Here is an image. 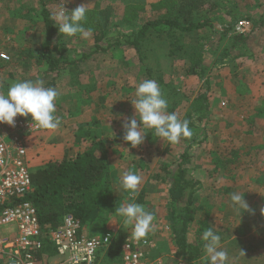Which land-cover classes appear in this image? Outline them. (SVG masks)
I'll use <instances>...</instances> for the list:
<instances>
[{
	"label": "rangeland",
	"instance_id": "obj_1",
	"mask_svg": "<svg viewBox=\"0 0 264 264\" xmlns=\"http://www.w3.org/2000/svg\"><path fill=\"white\" fill-rule=\"evenodd\" d=\"M206 1H208L207 7H205ZM202 2L204 3L201 8L202 16H195L194 20L202 22L207 19L214 28L206 27L186 34L165 30L160 35H156L154 32L143 41L138 51L123 44L112 46L105 53L88 56L75 67L73 72L65 70L54 76L44 73L43 64L37 65L25 57L26 51L40 48L43 41L44 31L38 13L37 0H0V52L9 58L8 62L0 61V91L7 92L8 85L14 81H35L37 78H42L46 86L48 82L57 79L58 83H56L61 93L68 82L72 84L71 88L77 105L85 107L99 104L103 115L110 114L108 112L110 109L115 111L116 115L112 114L115 117L123 119L126 116L125 118L128 119L135 115L130 102L135 99L134 91L138 83L144 79L156 80L160 76L166 85L160 89L168 101V111L175 112L181 119L189 120L193 136L187 143L179 142L171 145L168 142L157 141L156 136L151 134V130H147L142 145L136 148L130 146L128 150L125 149L127 152L117 150L118 154L114 160L118 164L112 166L113 170L109 169L112 174H117L114 178L116 180L113 188L114 199L121 202V205L129 199L132 194L123 192L119 188V179L129 170L137 171L142 180L135 193V202L153 211L156 216L155 231L147 238L157 243L162 251L163 245L173 244L174 246L166 214L167 202L164 198L167 187L161 185L162 187L159 188L157 175H163L168 168L172 169L171 162L194 141L188 149L190 162L187 167L195 179L200 178L203 172L205 175L210 173L207 175L210 176L209 184L206 186L207 191L196 194L198 197L196 200L210 201L209 205L207 204L210 214L202 217L200 213L202 208L196 210L193 207L196 211V221L202 220L204 226L201 232L194 236L198 227L193 225V231L189 234L190 241L194 242L199 236L197 239L201 243L203 252L202 233L209 226L215 227L220 231L222 247L227 252L234 245L239 251L253 255L251 256L253 259L264 264V215L260 213L261 217L259 216L260 210L264 208V112L259 111V108L255 109V107L264 105L261 104V102L264 103V95L254 93L257 89L264 88V0H204ZM142 3H144L142 0H55L52 5H48V10L55 17L61 9L65 8L66 11L71 12L81 4L88 5L85 27L90 28L91 33L89 35L77 34L73 37L65 36L68 48L73 51L71 56L77 59L81 53L88 54L93 50L92 35L102 21L107 20L111 25L118 23L121 25L117 29L114 26L110 28L101 44L105 47L106 43H112L119 35H127L146 20L158 17L152 14L145 16L148 11H144ZM127 9L131 17L136 16L133 23L123 22ZM65 14L70 15V13ZM241 19L249 21L252 29L253 25L255 26L254 32L250 31L246 35H241L246 38L244 44L234 41L237 35L234 34L233 27ZM225 27H228V30L222 36ZM81 41L82 43L90 42L91 45L89 44L88 48L80 44ZM178 49L181 50L178 51ZM197 53H201L202 74L198 72L193 74L189 70L190 57ZM62 74L68 76L69 79L66 77L63 79ZM205 83H209L212 88L219 86L220 89H224L226 87L229 96L223 94L215 96L210 91L207 95V104H209V99L215 100L212 102L213 108L210 107V112L208 111L210 119L198 120L199 114L191 110L195 109L194 101L197 92L205 90ZM92 89L99 91L93 94ZM57 102L59 101L55 104ZM216 104L219 105L218 109H214ZM58 107L60 112L57 116L61 120L63 117L61 106ZM255 121L256 124H254ZM82 124L86 123L82 122ZM77 134L80 133L77 132L74 136ZM87 138L81 139L86 140ZM56 139L59 140L54 137L52 141L55 142ZM156 141L157 143L154 144ZM68 145L70 146L69 142L65 144V147ZM151 147L156 148L154 150ZM164 147L169 151L163 153ZM233 151H237L236 155H238L233 165L236 170L232 167L225 169L215 167L218 158L230 159L233 157ZM27 153L30 172L48 163L47 155L44 157L40 148L31 142L28 144ZM71 153L72 157L77 154L72 150ZM57 158L60 159L61 155ZM106 162L108 163L107 160ZM153 179L157 184L151 189L148 187L149 191H140L143 185L149 184ZM230 186L233 189L231 193L238 190L237 187L241 192L243 187L245 188L243 190L244 199L247 200L246 203L251 211L243 215L241 213V218L244 219L243 224L250 228L259 222L257 217L261 219L262 228L256 231L258 237H250L249 241L250 248L257 249L259 246L256 250L257 256L253 252L250 253L248 244L241 243L244 238L238 236V233L244 229L242 224L232 230L234 222L231 223V219L233 216L237 218L240 215L235 214L229 205L228 197L231 193L223 192V188ZM233 186L236 188L234 189ZM223 200L225 202L228 200V202L222 206ZM199 203L202 207L203 203ZM258 204H261L262 208H258ZM111 227L118 229L115 234L118 244L131 236L130 229H125L121 218L116 215L106 217L102 231L97 234L104 233ZM233 235L235 240L231 241ZM161 252L158 251L160 256ZM171 259L168 257L166 264H189V261L182 260L179 255H174ZM243 260L247 263L253 261L250 256L245 259L241 255L240 261L243 262Z\"/></svg>",
	"mask_w": 264,
	"mask_h": 264
},
{
	"label": "trees",
	"instance_id": "obj_2",
	"mask_svg": "<svg viewBox=\"0 0 264 264\" xmlns=\"http://www.w3.org/2000/svg\"><path fill=\"white\" fill-rule=\"evenodd\" d=\"M37 2L44 31L43 42L40 48L26 51L25 57L37 65L43 64L46 75L56 76L65 70L73 72L75 67L86 60L88 56L105 53L112 46L123 44L138 51L143 41L154 32L156 35H160L165 30L186 34L206 27L214 28L213 24L207 20L202 22L194 20V17L200 16L201 13L199 11L200 7L194 5V0H179L176 4L178 9L175 12L168 8L165 15L154 20H146L127 35H119L112 43H106L105 47L101 44L108 35L110 28L114 26L117 29L121 25L119 23L111 25L107 20L102 21L101 25L98 24L97 31L92 35L93 50L88 54L81 53L77 59H74L71 56L73 51L68 48L65 42V35L59 34L56 27L57 22L48 10V5H52L55 0H37ZM199 5L201 6V2ZM161 6L164 5L161 4ZM130 15L131 13H128L127 9L123 19L125 24L133 23L132 21L136 16L131 17ZM254 28L253 25L251 32H254ZM227 30L228 27L223 29L222 36L226 34ZM245 40L246 38L241 35H237L234 39L238 44H244ZM180 50L178 49V51ZM191 56L190 72L202 74L201 53ZM156 81L160 88L166 86L160 76ZM53 84L54 81H50L46 86L53 87ZM205 84L208 86L207 83ZM194 103L195 109L191 111L199 114L198 120H201V118L209 119L207 91L197 95ZM87 136L88 134H80L76 138L79 141V139ZM156 139L159 141L157 137ZM181 141L189 142V140ZM160 142L163 141L160 140ZM105 143L104 140H93L87 148L73 157H68L66 153L60 159L48 162L42 168L31 173L32 192L26 199L33 204L37 211L43 235L57 228L67 214L77 219L81 227H86L90 236L98 235L97 233L103 229L105 218L113 215L115 208L121 206V202L113 197L116 174L110 172L106 162ZM192 144H194V141L185 148L177 160L172 162V169L168 168L164 173L163 182L168 186L166 214L173 243L182 260L189 261V264L192 262L193 264H207L206 261L201 262L203 252L201 243L197 239L199 236L194 242L190 241L189 236L190 232L193 231L194 224L198 227L194 236L200 233L204 226L202 220L196 221V211L193 208V196L199 183L190 178L187 167L190 162L188 149ZM97 152L99 156L96 155ZM236 154L237 151H233V157L226 160L218 158L215 167L218 169L232 167L233 170H236L233 166L236 159H238ZM45 251L52 254V250L46 242ZM104 264H120L119 250L116 246L107 252Z\"/></svg>",
	"mask_w": 264,
	"mask_h": 264
},
{
	"label": "built area",
	"instance_id": "obj_3",
	"mask_svg": "<svg viewBox=\"0 0 264 264\" xmlns=\"http://www.w3.org/2000/svg\"><path fill=\"white\" fill-rule=\"evenodd\" d=\"M251 28L249 21L241 19L233 30L236 35H246ZM0 61L9 58L0 52ZM29 121L30 117L17 116L14 126L0 124V264H104L114 246L120 264H163L149 238L138 241L130 236L118 244L117 227L90 236L70 214L43 235L37 211L26 199L32 192L26 140L44 130L30 126ZM45 242L52 254L45 251Z\"/></svg>",
	"mask_w": 264,
	"mask_h": 264
},
{
	"label": "clouds",
	"instance_id": "obj_4",
	"mask_svg": "<svg viewBox=\"0 0 264 264\" xmlns=\"http://www.w3.org/2000/svg\"><path fill=\"white\" fill-rule=\"evenodd\" d=\"M88 5L81 4L71 12L61 9L54 17L59 34L73 37L77 34L89 35L90 28L85 27ZM65 13H70L66 15ZM60 95L55 87H46L42 78L35 81H14L8 85L7 92L0 91V124L15 125L17 116L30 117V126L38 130L55 131L62 121L55 115V102ZM135 99L130 103L135 115L129 117L122 125L123 140L131 148L142 145L147 130H151L158 140L171 145L181 140H189L193 136L190 122L181 119L175 112L168 111V101L164 97L158 83L154 79H144L135 88ZM141 176L129 170L120 181L119 188L132 195L120 207L115 208L113 215L121 218L125 229H130L131 236L136 240H144L155 231L156 216L153 211L146 209L142 204L135 202V193L141 184ZM229 205L232 211L241 216L251 211L244 199V192L234 191L230 194ZM264 215V208L261 210ZM242 213V215H241ZM202 260L207 264H228V252L222 247V236L215 227L209 226L203 231ZM241 255L244 256L242 251Z\"/></svg>",
	"mask_w": 264,
	"mask_h": 264
},
{
	"label": "crops",
	"instance_id": "obj_5",
	"mask_svg": "<svg viewBox=\"0 0 264 264\" xmlns=\"http://www.w3.org/2000/svg\"><path fill=\"white\" fill-rule=\"evenodd\" d=\"M142 1L144 3H142L141 6L143 7L144 11H148V13H146L145 16H151V14H152V16L156 15L159 17L162 15H165L168 8L171 9L172 12H175L178 9V7H176V4L178 3L179 0H142ZM202 1H204V0H197V1L194 0V2H195L194 5H196V7H200V9H199L200 12H201L202 6H204L203 5L204 3ZM200 2H201V6L199 5ZM161 4L164 6H169V7H164V6L162 7ZM207 4H208V1L205 2V7H207ZM209 12L211 13L212 11H209ZM201 13H200V15H201ZM151 20H154V19H151ZM80 44L86 45V46H88V48L91 45L90 42L89 43H87V42L82 43V41L80 42ZM93 46H92V48H93ZM64 75L65 74H62V76H61L63 79H66V78L69 79L68 76L66 77ZM54 82H55V85L53 84V87H55L60 93V95L58 96V98L56 100L59 102H57L55 104L56 105L55 108H56V112H57L55 114H56V116L59 114L60 111H59L58 106H61V108H60V110L62 112L61 115H63V117L61 119V121H62L61 126L55 131H43V132L34 134L33 136L27 138L26 149H28V144H29V142H31V144H34V146L40 148L41 152H43L44 157L47 155V159H49L47 162H51L53 160H57L58 159L57 157H59L60 155H61V157H63L66 153H67L68 157L69 156L72 157L71 156L72 155L71 150L73 153H78L75 151H82L83 149L87 148L89 146V144L91 143V141H93V140H95V141L104 140L106 142L104 145V149H106L105 150L106 160L108 161L109 169L113 170L112 166L115 164H118V162L114 160V158L118 154L117 150L126 151L125 149L128 150V148H130V145L125 143V141L123 140L124 130H123L122 125L128 120L127 118H125L126 116L123 119H119V117H115L114 115H112V114H115V111L114 110L112 111L110 109L108 111L110 114L105 116V115H103L104 113L101 112L102 107L99 104H91L92 106L90 105V106H85V107H83L82 105L81 106L77 105V100L75 99V96H73L74 93H73V89L71 88L72 84L68 82L66 87L63 89V93H61V91L59 90V86L57 84L58 80L56 79V81L54 80ZM207 84H208V86H205V90H201V91L199 90L200 92H197V95L203 94L205 91H207V95H209V92L211 91L214 93L215 96L216 95L218 96V94L220 96H221V94L229 96V91L226 90V87L224 89H220L219 86H217V88H214V87L212 88L209 86V83H207ZM219 90H220V92H219ZM96 91H99V90L92 89L91 93L94 94V93H96ZM254 93L260 94L261 96H263L264 95V88H261L259 90L257 89V91H255ZM230 96H232V95L230 94ZM214 101L215 100L211 101L209 99V102H208L209 104H207L209 112H210V107H211V109L213 108L212 102H214ZM58 104H60V105H58ZM261 104H264V103L261 102ZM218 108H219V105L216 104L214 109H218ZM255 109H258L259 111L264 112V105L257 107V108L255 107ZM82 122H85L86 124H82ZM254 124H256V121L254 122ZM90 127H92V128H90ZM77 132H79L80 134H88V136H87L88 138L86 140L79 139V141H77L76 137L80 135V134L79 135L77 134L76 136H74L75 133H77ZM54 137H57L59 140L56 139L55 142L52 141V138H54ZM67 142H69L70 146L68 145V147H65V144ZM180 142H183V141H180ZM183 143H185V142H183ZM146 144H147V142H146ZM167 144H166V146H168ZM160 145H162V143ZM152 146H153V144H152ZM155 148L156 147H153V148L151 147V149H154V150H155ZM160 148H161V146L159 147V149ZM166 151H169V149H166L164 147L163 153L164 152L166 153ZM183 151L177 156V158L183 153ZM96 155L99 156V153L97 152ZM177 158L175 160H177ZM172 162H171V164H172ZM135 167H137V166L135 165ZM162 168H165V167L162 166ZM131 169H133V168L131 167ZM116 170H118V169H116ZM131 171H134L138 174V172L135 170H131ZM209 174L210 173H207V175H209ZM118 175H120V174H118ZM204 175H205V172L201 173L200 178L195 179L194 175L192 176V172H190V170H189L190 178L199 183L196 187V193L193 196V207H195L196 210L202 208V210L200 212L202 214V217H207L210 214V209L208 207V205H209L208 202H210V201L202 200V199L196 200V199H198V197L196 196V194L198 192H206L207 191L206 186H208V184H209L208 179L210 178V176L208 177L207 175H205V177H204ZM115 177H117V174L115 175ZM163 177H164V172H163V175L160 174L157 177L158 178L157 181L159 182V184H158L159 188L162 187L161 185L168 187L163 182V179H164ZM119 181H120V179H119ZM155 184H157V182L155 179H153V181H150L149 184L146 183V185H143L141 187L140 191H149L148 187L151 189ZM233 187H234V189L236 188V186H233ZM261 188H262V186H261ZM236 189L239 190V187H237ZM161 190H163V188H161ZM238 190H236V191H238ZM243 190H245L244 187H243ZM243 190H242V192H243ZM231 191H233L231 186L223 188V192H227L228 194L231 193ZM165 192H166V195L164 196V198L166 200L167 190H165ZM259 192H261V190ZM223 201L221 202L222 206H223V204L226 205L228 202V200L226 202L225 201L223 202ZM199 202L203 203L201 205L202 207H200ZM258 205H257L258 208H262L261 204H258ZM260 213H261V211L259 212V216L261 217ZM231 220H232L231 223H233V222L235 223V224L233 223V229L232 230L236 229L239 225L242 224L244 229H243V231L238 233L239 234L238 236H243V238H244V240H242L243 242H241V243L248 244L250 253L253 252V254L255 256H257L258 253L256 252V250L259 249V246L257 247V249L250 248L251 243L249 241L251 240L250 237L251 238L253 236L258 237V233L256 231H258L262 228L261 221H260L261 219L257 217V221H259V222L254 224L250 228H247V226H245V224H243L242 220L244 221V219H242L240 217L236 218L233 216V219H231ZM232 240H235L234 235L231 237V241ZM237 242L240 244L239 241H237ZM160 246H162V245H160ZM156 247L157 248H156L155 253L160 256V253H158V251L161 252L162 250H161V248L159 249V247L157 246V243H156ZM162 248H163L164 252L163 251L161 252V254L163 256L161 255L160 257L162 259L163 264H166L165 261H167L168 257L170 258V260H172L171 258H173L174 255H179L175 245L173 246V244H170L169 246L163 245ZM239 252H240L239 249H236L234 245H233V248L228 250V255H229L228 264H260L259 260L253 259L251 257L253 255H250V254L247 255V253H244V256L243 255L242 256L245 257V259L247 258V256H250L251 260H253L252 263L251 262L247 263L244 260H243V262H241L240 261L241 253H239ZM248 261H249V259H248Z\"/></svg>",
	"mask_w": 264,
	"mask_h": 264
}]
</instances>
